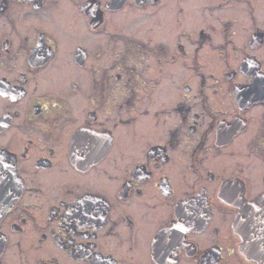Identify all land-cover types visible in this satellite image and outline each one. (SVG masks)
<instances>
[{
    "label": "flooded vegetation",
    "instance_id": "1",
    "mask_svg": "<svg viewBox=\"0 0 264 264\" xmlns=\"http://www.w3.org/2000/svg\"><path fill=\"white\" fill-rule=\"evenodd\" d=\"M264 0H0V264H258Z\"/></svg>",
    "mask_w": 264,
    "mask_h": 264
},
{
    "label": "water",
    "instance_id": "2",
    "mask_svg": "<svg viewBox=\"0 0 264 264\" xmlns=\"http://www.w3.org/2000/svg\"><path fill=\"white\" fill-rule=\"evenodd\" d=\"M243 239L242 251L251 260L264 264V197L246 204L234 221Z\"/></svg>",
    "mask_w": 264,
    "mask_h": 264
}]
</instances>
